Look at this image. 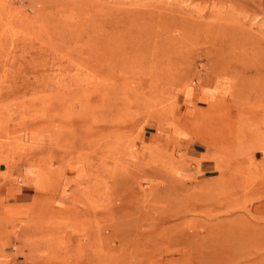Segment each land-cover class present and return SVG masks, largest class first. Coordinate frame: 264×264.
Instances as JSON below:
<instances>
[{
    "label": "rangeland",
    "instance_id": "374dc122",
    "mask_svg": "<svg viewBox=\"0 0 264 264\" xmlns=\"http://www.w3.org/2000/svg\"><path fill=\"white\" fill-rule=\"evenodd\" d=\"M0 264H264V0H0Z\"/></svg>",
    "mask_w": 264,
    "mask_h": 264
},
{
    "label": "crops",
    "instance_id": "0c3cea01",
    "mask_svg": "<svg viewBox=\"0 0 264 264\" xmlns=\"http://www.w3.org/2000/svg\"><path fill=\"white\" fill-rule=\"evenodd\" d=\"M203 165H204V161H201V162L199 163V168H202Z\"/></svg>",
    "mask_w": 264,
    "mask_h": 264
}]
</instances>
